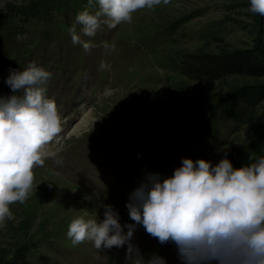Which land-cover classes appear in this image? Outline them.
<instances>
[{
    "label": "rangeland",
    "instance_id": "1",
    "mask_svg": "<svg viewBox=\"0 0 264 264\" xmlns=\"http://www.w3.org/2000/svg\"><path fill=\"white\" fill-rule=\"evenodd\" d=\"M18 20H9L8 35L0 33V95L11 94L4 83L10 68L35 61L50 71L46 94L61 116L62 150L34 166L28 198L10 205L14 219L0 227V264H10L20 250L26 264H124L126 246L73 244L66 235L70 220L95 213L103 219V202L118 210L122 224L131 223L125 203L146 172L171 175L182 156L217 163L225 148L229 159L241 152L238 165L258 153L254 127L238 129L234 121L214 116L211 131L201 134L182 106L192 99L207 106L231 85L257 83L248 77L201 83L183 72L188 52H216L226 44L247 48L264 40V15L249 11V0H161L136 10L130 23L114 29L102 24L94 37H84L95 44L87 52L72 43L71 11L32 16L13 36ZM212 28L222 35L220 44L207 38ZM85 117L87 127L69 135ZM132 242L145 255L155 252L167 264H180L175 246L158 243L142 226Z\"/></svg>",
    "mask_w": 264,
    "mask_h": 264
},
{
    "label": "clouds",
    "instance_id": "2",
    "mask_svg": "<svg viewBox=\"0 0 264 264\" xmlns=\"http://www.w3.org/2000/svg\"><path fill=\"white\" fill-rule=\"evenodd\" d=\"M160 2L87 0L69 28L72 43L90 51L95 44L84 37H94L102 24L114 29L130 23L136 10ZM249 11L264 15V0H249ZM51 76L29 61L23 69L10 68L4 79L11 94L0 95V227L14 219L10 205L28 198L34 166L62 150L61 116L46 94ZM99 207L103 219L75 215L66 235L73 244L88 240L97 249L126 246L125 264H167L164 256L145 255L132 242L139 226L158 243L173 244L180 264H264V154L235 167L225 148L217 163L182 156L171 175L146 172L125 203L131 223L122 224L112 204Z\"/></svg>",
    "mask_w": 264,
    "mask_h": 264
},
{
    "label": "trees",
    "instance_id": "3",
    "mask_svg": "<svg viewBox=\"0 0 264 264\" xmlns=\"http://www.w3.org/2000/svg\"><path fill=\"white\" fill-rule=\"evenodd\" d=\"M85 5H87V0H0V33L8 35V22L12 17L20 18L18 29H10L9 33L14 36V33L23 32L22 28L32 16L41 15L48 19L49 14L67 10L71 11L75 18L77 12L82 11ZM216 32V29L212 28L207 38L220 44L223 41L222 35L217 36L214 34ZM184 61L185 76L201 83L219 82L232 77H248L258 80L257 83L243 86L231 85L221 99L212 100L210 105L197 106L194 102L196 99H192L182 106L189 108H186L184 115L195 119L194 128L201 134L211 131L214 116L234 121L236 123L234 127L238 129L254 127L253 132L257 136L255 141L260 142L257 147L259 154L256 152L250 158L260 155L264 151V82H260L264 79V40L258 38L251 47L247 48L226 44L221 49L219 47L216 52H188ZM188 96L193 97V95ZM253 136L254 134L250 135L248 139ZM240 154L241 152L230 159L234 166L239 164L235 162L240 160L238 159ZM250 160L245 162L242 160L243 163L237 167ZM26 261V256L20 250L19 255L12 258L10 264H26Z\"/></svg>",
    "mask_w": 264,
    "mask_h": 264
},
{
    "label": "bare ground",
    "instance_id": "4",
    "mask_svg": "<svg viewBox=\"0 0 264 264\" xmlns=\"http://www.w3.org/2000/svg\"><path fill=\"white\" fill-rule=\"evenodd\" d=\"M88 123H89V120H87L86 117H85V119H83L78 125L75 124L74 127L71 128V130L69 131V135L70 134H78L81 129H84L85 126L87 127ZM122 259L123 258L115 257V260L122 261ZM118 263H119V261H117V264ZM123 263L125 264V261L124 260H123Z\"/></svg>",
    "mask_w": 264,
    "mask_h": 264
}]
</instances>
